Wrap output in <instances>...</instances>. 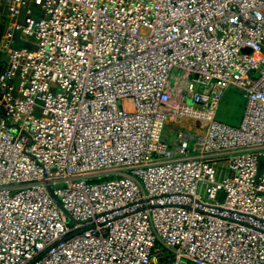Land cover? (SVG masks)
<instances>
[{"label":"built area","instance_id":"2783aa9c","mask_svg":"<svg viewBox=\"0 0 264 264\" xmlns=\"http://www.w3.org/2000/svg\"><path fill=\"white\" fill-rule=\"evenodd\" d=\"M0 2V264H264V0Z\"/></svg>","mask_w":264,"mask_h":264},{"label":"rangeland","instance_id":"374dc122","mask_svg":"<svg viewBox=\"0 0 264 264\" xmlns=\"http://www.w3.org/2000/svg\"><path fill=\"white\" fill-rule=\"evenodd\" d=\"M18 36L20 35L18 34ZM23 44H28V41L24 39ZM175 72L176 71L174 70L173 74ZM242 103V95L240 94L239 90L236 88L229 89L222 99L216 119L229 125H232L235 122L238 123L242 112V109L239 106ZM180 122L182 121H178V123L168 121L161 134V141L167 146L168 152L171 154H174L176 150L180 130H188L186 126L187 124Z\"/></svg>","mask_w":264,"mask_h":264},{"label":"crops","instance_id":"0c3cea01","mask_svg":"<svg viewBox=\"0 0 264 264\" xmlns=\"http://www.w3.org/2000/svg\"><path fill=\"white\" fill-rule=\"evenodd\" d=\"M10 20H11V18H10V15H9V12H8L6 5L4 3L0 2V43L3 41V39L6 35L7 24ZM18 44L20 45L21 43H18ZM2 64H3V59H2V57H0V72L2 70ZM242 101H243V103L239 106L242 109V112L240 115V120L238 123L235 122L234 124H232V126H238L241 123V120H242V117L244 114L245 105H246L243 97H242ZM182 122L187 124L186 126H187L188 130H192L194 132L197 131V129L193 123H191L189 121H182ZM182 122H180V123H182Z\"/></svg>","mask_w":264,"mask_h":264},{"label":"water","instance_id":"95a60500","mask_svg":"<svg viewBox=\"0 0 264 264\" xmlns=\"http://www.w3.org/2000/svg\"><path fill=\"white\" fill-rule=\"evenodd\" d=\"M243 52L247 53V54H251L252 53V51L250 49H245V50H243Z\"/></svg>","mask_w":264,"mask_h":264}]
</instances>
